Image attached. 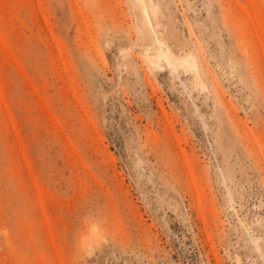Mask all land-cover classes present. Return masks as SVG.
<instances>
[{
  "label": "rangeland",
  "instance_id": "1",
  "mask_svg": "<svg viewBox=\"0 0 264 264\" xmlns=\"http://www.w3.org/2000/svg\"><path fill=\"white\" fill-rule=\"evenodd\" d=\"M0 264H264V0H0Z\"/></svg>",
  "mask_w": 264,
  "mask_h": 264
}]
</instances>
